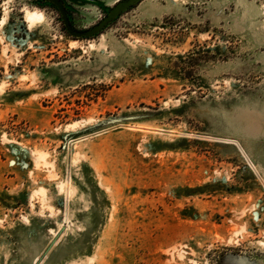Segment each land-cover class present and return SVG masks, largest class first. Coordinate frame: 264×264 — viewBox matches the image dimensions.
Returning <instances> with one entry per match:
<instances>
[{"label":"rangeland","instance_id":"374dc122","mask_svg":"<svg viewBox=\"0 0 264 264\" xmlns=\"http://www.w3.org/2000/svg\"><path fill=\"white\" fill-rule=\"evenodd\" d=\"M0 3V264H264V0Z\"/></svg>","mask_w":264,"mask_h":264},{"label":"water","instance_id":"95a60500","mask_svg":"<svg viewBox=\"0 0 264 264\" xmlns=\"http://www.w3.org/2000/svg\"><path fill=\"white\" fill-rule=\"evenodd\" d=\"M57 8L60 13L61 20L65 26V29L69 34L77 38H91L102 33L108 26L115 22L124 12L130 10L134 6L138 5L142 0H118L113 6H108L102 0H78L81 3H90L98 6L103 12L104 16L99 22L88 28H78L73 21L71 10L73 6L67 3L65 0H43ZM65 228H61L57 236L48 245L43 255L40 256L35 264H40L44 257L50 252L54 247L59 237L64 232Z\"/></svg>","mask_w":264,"mask_h":264},{"label":"flooded vegetation","instance_id":"af4514ba","mask_svg":"<svg viewBox=\"0 0 264 264\" xmlns=\"http://www.w3.org/2000/svg\"><path fill=\"white\" fill-rule=\"evenodd\" d=\"M29 1L31 2L32 6L40 7V8H43V9H54V10H57L56 7H54V6H52V5L48 4V3H45L43 0H29ZM65 1L67 3H70L73 6L74 9L78 8V5H79L78 3H80L78 0H65ZM0 6L2 7L1 3H0ZM72 12H74L73 9H72ZM21 16H23V14Z\"/></svg>","mask_w":264,"mask_h":264},{"label":"bare ground","instance_id":"6f19581e","mask_svg":"<svg viewBox=\"0 0 264 264\" xmlns=\"http://www.w3.org/2000/svg\"><path fill=\"white\" fill-rule=\"evenodd\" d=\"M27 17L31 20V21H35L36 19H39L41 17H43V14L38 13L36 11H29L26 13ZM1 88V87H0ZM44 160V159H43ZM63 184V183H62ZM64 185V184H63ZM64 188V187H63Z\"/></svg>","mask_w":264,"mask_h":264}]
</instances>
